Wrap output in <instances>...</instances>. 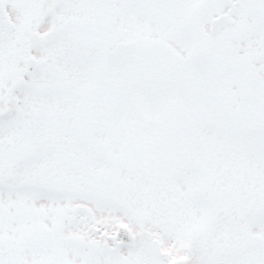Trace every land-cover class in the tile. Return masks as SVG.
I'll return each instance as SVG.
<instances>
[{"label": "snow or ice", "instance_id": "6c2138e0", "mask_svg": "<svg viewBox=\"0 0 264 264\" xmlns=\"http://www.w3.org/2000/svg\"><path fill=\"white\" fill-rule=\"evenodd\" d=\"M0 264H264V0H0Z\"/></svg>", "mask_w": 264, "mask_h": 264}]
</instances>
